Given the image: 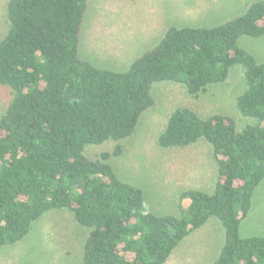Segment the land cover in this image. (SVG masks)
Here are the masks:
<instances>
[{"label": "trees", "instance_id": "1", "mask_svg": "<svg viewBox=\"0 0 264 264\" xmlns=\"http://www.w3.org/2000/svg\"><path fill=\"white\" fill-rule=\"evenodd\" d=\"M87 4L7 2L8 30L0 39V86L10 91L0 111V249L23 240L46 213L66 210L85 230L79 264H165L212 219L223 228V245L211 264H264V236L239 233L264 180V61L238 45L242 36L264 34V0L214 26H168L121 71L78 54ZM234 68L245 84L235 102L245 123L179 106L156 138L161 148L206 143L215 181L209 189L183 190L178 215L150 211L144 191L122 181L109 162L154 105L153 84H179L197 99Z\"/></svg>", "mask_w": 264, "mask_h": 264}, {"label": "rangeland", "instance_id": "2", "mask_svg": "<svg viewBox=\"0 0 264 264\" xmlns=\"http://www.w3.org/2000/svg\"><path fill=\"white\" fill-rule=\"evenodd\" d=\"M251 1L256 0H88L78 54L97 67L121 71L136 55L152 47L168 26H214L240 14ZM7 2L0 0V39L8 30ZM238 45L264 61V34L242 36ZM244 87L240 68L232 69L226 82L209 86L197 99L179 84H153L154 105L140 116L133 134L122 142V154L109 162L122 181L144 191L150 211L178 215L183 190L209 189L216 178L206 143L181 149L157 145L156 138L170 112L184 106L203 117L223 113L245 123L235 109ZM9 98V89L0 86V111ZM111 146L97 145L101 149ZM239 233L242 237L264 236V180L254 193ZM84 236L85 230L70 212H48L23 240L0 249V264H79ZM222 245L223 228L212 219L183 241L165 264H211Z\"/></svg>", "mask_w": 264, "mask_h": 264}, {"label": "crops", "instance_id": "3", "mask_svg": "<svg viewBox=\"0 0 264 264\" xmlns=\"http://www.w3.org/2000/svg\"><path fill=\"white\" fill-rule=\"evenodd\" d=\"M136 56H137V55H136ZM131 62H132V61H131ZM131 62H130V63H131ZM130 63H129V64H130ZM128 66H129V65H128ZM202 190H203V189H202Z\"/></svg>", "mask_w": 264, "mask_h": 264}]
</instances>
